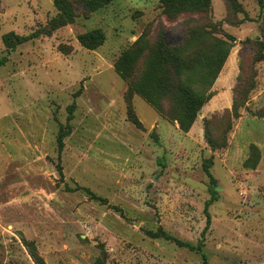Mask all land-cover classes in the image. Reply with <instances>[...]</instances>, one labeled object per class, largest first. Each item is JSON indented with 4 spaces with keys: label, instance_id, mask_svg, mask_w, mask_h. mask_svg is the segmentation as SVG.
<instances>
[{
    "label": "rangeland",
    "instance_id": "374dc122",
    "mask_svg": "<svg viewBox=\"0 0 264 264\" xmlns=\"http://www.w3.org/2000/svg\"><path fill=\"white\" fill-rule=\"evenodd\" d=\"M58 14L53 0H0V264H94L104 251L105 264H264V0H212L208 20L115 0L6 46L5 35L31 36ZM98 28L104 44L82 46L79 35ZM196 28L207 35L185 55L231 35L221 89L239 83L235 105L234 94L230 106L228 94L221 106L211 99L185 133L141 96L129 108L115 63L143 34L174 45ZM206 125L225 146L211 148Z\"/></svg>",
    "mask_w": 264,
    "mask_h": 264
},
{
    "label": "trees",
    "instance_id": "16d2710c",
    "mask_svg": "<svg viewBox=\"0 0 264 264\" xmlns=\"http://www.w3.org/2000/svg\"><path fill=\"white\" fill-rule=\"evenodd\" d=\"M53 1L59 12L57 17L51 19L46 27L34 32L31 36L21 37L14 35L16 41H13L9 35H5L4 42L6 46L14 48L17 44H22L27 42V40L42 35L50 36L56 30L66 25L73 24L81 15L88 16L108 6L115 0ZM159 1L162 3L164 13L170 19L181 14H197L201 17L206 16L208 20V15L212 10V0ZM263 28L262 26L261 39L259 38L257 43H259L261 54L264 56ZM201 30L202 28H196L191 31H185L182 41L174 45H170L165 41L162 32H159L153 42L147 40V35L143 34L132 47L122 53L115 63V70L120 77L128 81V89L125 97L129 108H131L133 96L138 95L161 115L176 121L181 131L188 133L192 129L202 108L214 96L211 92V88L222 72L232 49L230 45L232 37L228 34L226 35V39L211 41L207 51H200L192 56L185 55L186 49L193 46L195 42H199L202 37L207 35L206 32H202ZM78 40L85 48L95 50L104 44L106 35L102 29L98 28L79 35ZM263 59L264 57L257 58V61H262ZM241 74L242 68L240 64V74L238 77H241ZM238 79L239 78H237V82L233 88L234 105L236 101V88L239 83ZM164 101L170 103L168 113H165L163 106ZM132 121L139 126L141 124L137 119L133 120L132 118ZM64 137V133L61 132L59 136L60 150L64 147ZM205 137L213 150L225 146L222 144H215L209 136L207 125L205 128ZM251 149L253 154L256 151H260L257 145H253ZM212 163V158H210L205 161L203 165L204 171L210 179L209 191L211 199L206 205L208 225L210 222V214L207 211L208 206L218 199V192L216 190L217 180L210 172ZM150 234L153 238L161 236L159 233ZM164 237L172 239V237L167 235H164ZM176 241L181 246H188L194 249V246L189 243L179 240ZM197 249L201 251L202 248L198 246ZM202 256L203 259L206 260L205 254ZM105 258L106 253L104 251L103 257L97 259L94 264H105ZM41 264L44 263L41 261Z\"/></svg>",
    "mask_w": 264,
    "mask_h": 264
},
{
    "label": "crops",
    "instance_id": "0c3cea01",
    "mask_svg": "<svg viewBox=\"0 0 264 264\" xmlns=\"http://www.w3.org/2000/svg\"><path fill=\"white\" fill-rule=\"evenodd\" d=\"M231 60V62L233 61V60H235V58L233 59V56H229L228 57V61H226V63H225V65H224V70H227V68L228 67H230V71H231V67H233V66H231L232 64L229 62ZM230 64V65H229ZM229 70V69H228ZM238 72H239V70H238ZM237 73V72H236ZM238 74V73H237ZM223 73H221V77H219V78H217V81H216V85H215V89L216 90H218L219 92L217 93V94H215L214 96H213V98H212V101L213 102H215L218 106L220 105H222L223 104V102H222V98H223V96H224V94H228V102H227V105H231L232 104V102H233V88H234V85L235 84H233V86L231 85V88L228 90V92H224V91H222V87H223V85H222V79H223ZM236 77V76H235ZM235 81H236V78H235ZM235 81H234V83H235ZM233 83V82H232ZM218 88V89H217ZM220 88V89H219ZM214 89V90H215ZM209 106V105H208ZM210 106H211V104H210Z\"/></svg>",
    "mask_w": 264,
    "mask_h": 264
},
{
    "label": "water",
    "instance_id": "95a60500",
    "mask_svg": "<svg viewBox=\"0 0 264 264\" xmlns=\"http://www.w3.org/2000/svg\"><path fill=\"white\" fill-rule=\"evenodd\" d=\"M199 115L201 116V115H202V113L200 112V113H199Z\"/></svg>",
    "mask_w": 264,
    "mask_h": 264
}]
</instances>
